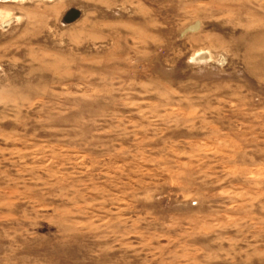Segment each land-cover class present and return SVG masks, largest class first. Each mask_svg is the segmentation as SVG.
I'll return each instance as SVG.
<instances>
[{"label": "rangeland", "instance_id": "374dc122", "mask_svg": "<svg viewBox=\"0 0 264 264\" xmlns=\"http://www.w3.org/2000/svg\"><path fill=\"white\" fill-rule=\"evenodd\" d=\"M0 264H264V0H0Z\"/></svg>", "mask_w": 264, "mask_h": 264}, {"label": "water", "instance_id": "95a60500", "mask_svg": "<svg viewBox=\"0 0 264 264\" xmlns=\"http://www.w3.org/2000/svg\"><path fill=\"white\" fill-rule=\"evenodd\" d=\"M79 15V11L76 9H69V11L66 13L65 17H64V21L66 22H71L74 21ZM192 28H190L189 30H191Z\"/></svg>", "mask_w": 264, "mask_h": 264}, {"label": "bare ground", "instance_id": "6f19581e", "mask_svg": "<svg viewBox=\"0 0 264 264\" xmlns=\"http://www.w3.org/2000/svg\"><path fill=\"white\" fill-rule=\"evenodd\" d=\"M197 56L200 57V58H202V57L204 58L205 57L204 54H198Z\"/></svg>", "mask_w": 264, "mask_h": 264}]
</instances>
